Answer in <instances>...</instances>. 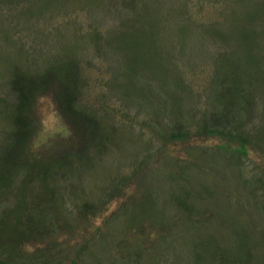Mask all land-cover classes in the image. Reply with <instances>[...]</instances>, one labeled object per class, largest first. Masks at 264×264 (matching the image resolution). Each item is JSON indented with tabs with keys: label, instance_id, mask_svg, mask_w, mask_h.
<instances>
[{
	"label": "rangeland",
	"instance_id": "obj_1",
	"mask_svg": "<svg viewBox=\"0 0 264 264\" xmlns=\"http://www.w3.org/2000/svg\"><path fill=\"white\" fill-rule=\"evenodd\" d=\"M122 1L124 0H0V6L3 8L0 10V88L10 76V56L13 59L20 53L17 52L15 45L17 42L14 38L21 37L26 40L25 37L28 36L35 50L32 55L35 68L67 58L83 59L81 63L83 66L73 62L66 68V73L70 76L71 99L72 101L75 99L76 104L83 99L90 108L106 106L109 109L108 112L115 110L117 124L134 121V133L143 131L155 145L162 142V133L158 131L156 135L153 129L151 131L149 128L142 130L141 128L147 127L150 115H154L159 108H162L167 121L191 122L192 113L188 112L190 101L187 95H184L187 89L180 83L175 66L177 64L181 66L186 72L185 76L189 84L196 90L203 88L206 78L211 76L213 66L210 58L202 56H197L198 59L192 68L188 65L187 61H191L194 54L197 55L201 48L200 42H202L204 28L196 22L208 21L212 19L211 16L221 21L220 18L224 16L223 6L228 7L226 20L238 17L240 22L246 16L245 14L256 6L258 0H129V7L126 10H122ZM14 3L18 4L9 6ZM186 4L190 8L187 11ZM61 7H63L62 10L66 9L63 10L64 16L54 13ZM11 11L19 12L18 14L15 12L17 21L28 25L23 28L25 31L17 32L14 38L10 37V40L6 37L5 27L9 24ZM107 11L115 14L118 19L124 16L132 17V21L114 31L116 50L106 51L105 43H102V49L105 51L103 56L106 58L108 55L110 59H113V61L110 60L111 79L110 74L104 71L106 62L102 58L93 55L90 51L82 54L87 40L77 41L74 31L64 35L61 30L54 29L49 31V35H38L44 28L59 25L65 19L71 20L72 27L78 26L80 29H86L85 26L89 24H99L100 18L106 23L104 27L112 26L115 21H109L107 16L103 15ZM88 13L92 16H88ZM69 14H71L70 17ZM191 16L199 20L192 22ZM260 21L259 15L255 23L256 28L264 27V23L260 24ZM102 30L105 33L106 29ZM257 37L264 38V31ZM209 47V56H212L214 51H219L218 47L212 43H209ZM239 55L232 50V54L217 55L214 60L223 64L231 62L232 58ZM107 80L108 84L110 83L108 89ZM83 82H85V93L81 95L79 85ZM218 88L217 84L210 82L206 92L209 96H214ZM117 92L123 99L134 101L141 106L145 114H137L135 110L126 109L121 99L113 98ZM58 101L57 94L52 91L45 93L36 103L35 115L39 122L32 113L29 121L34 120L39 124L38 128L41 126V132L39 131L35 138L33 150L37 157L41 158L46 154L51 162L60 167L57 173V180L60 183L57 184V188H63L62 192H64L66 184L63 182L66 178L62 167L71 161V154L67 151L68 145L65 142L70 141L69 137L73 136L75 131L81 130V128L76 129L75 125L78 123L86 124L87 128L93 130V134L98 131L101 123L99 120H93L95 117L79 118L77 117L79 113L73 111L78 121L70 127L67 116L64 117L59 111ZM216 103H219L217 98ZM139 106H134L133 109ZM200 110H203L202 107ZM218 110L219 112H216L211 120H218L221 117H225V120L231 118L228 105L221 106ZM167 121L165 124L169 126ZM37 124L30 132L33 137L37 133ZM167 130L169 127L166 128ZM103 132L101 133L105 135L107 151L95 159L94 163L110 170L111 164L121 162L122 173L130 177L126 181L133 182L119 190L115 187L109 188L108 191L115 194V199L112 200L109 211L101 213L104 215L90 217L91 221L86 225L83 221H77L75 226L61 227V232L56 237L59 247H65L68 244L75 246L80 244L86 236H92L95 225L102 224L111 211L124 205L137 192L128 215L131 214L134 217L149 215L156 222H160L157 232L153 231L155 235L149 238L148 234L152 232L149 229L152 221L149 220L145 222L147 230H140L138 234L132 230H124L121 236L118 229L115 234H109L102 240L87 238L86 252L82 262L85 264L118 262L117 251L123 249L126 253L129 242L139 237L146 243L144 252L148 248L161 254L168 250L169 259L175 264H264V194H258L255 184H242L240 166L230 152L217 148L214 151L210 150L219 142L217 137L193 135L185 143H169V156L181 158V162L175 165L169 162L166 168L168 158L161 162L164 150L155 147L142 154L143 148L140 155L136 156V150L139 151L142 148L138 138L130 137L125 140L124 132L116 127L111 130L107 128ZM90 141L96 144L97 136ZM191 144L201 147L192 149V162L198 163V167L195 165L190 167V163L184 161L188 158ZM233 147L236 146L233 145ZM248 156H250L248 168H264V153L250 150ZM129 159L138 160L141 163V166H138L143 169L141 175L137 174L138 172H135L131 165L124 168L123 161ZM74 162L75 167L79 168L76 172L84 180L87 175L85 165L88 161L79 163V159H75ZM157 166L166 174V177L162 175L164 182L160 178L155 179V176H160L158 172L150 174V167ZM35 174L38 176L40 170ZM136 175L137 178L140 177V181L143 179L144 182L154 186L151 188L148 184L142 186L140 181L136 180ZM24 178L25 173H14L10 184L1 182L0 174V236L3 235V238L8 240L10 233L12 235L18 232L23 235L32 233L33 236L45 234L37 241H30L27 249L36 248L37 250L40 247L47 251L51 237L44 231V233H38L40 231L38 229L43 221L57 227L56 218L66 213L60 208L57 200L50 197L52 194L48 196L44 186L41 187L40 178H43L41 174L36 181L26 182ZM68 179L69 181L77 180V176L71 175ZM108 179H111L110 173H108ZM159 185L162 190L160 188L155 190ZM81 186L78 183L73 185L77 188ZM149 188L150 190H147ZM53 195L55 196L54 193ZM177 201H184L191 210H188L184 204L179 205ZM169 223L172 224V228ZM176 223L178 224L174 225ZM33 229L38 231H32ZM120 238L124 245L119 243ZM1 245H3L2 242H0ZM169 248L177 251H171ZM102 250L108 251L103 253ZM90 252H94L95 256ZM100 253H102L103 261L96 259V255ZM112 253L116 256H112ZM52 258L50 255L44 262H56L57 257L55 256L54 260ZM64 262L73 263L69 259ZM28 264H35V262L29 261Z\"/></svg>",
	"mask_w": 264,
	"mask_h": 264
},
{
	"label": "trees",
	"instance_id": "obj_2",
	"mask_svg": "<svg viewBox=\"0 0 264 264\" xmlns=\"http://www.w3.org/2000/svg\"><path fill=\"white\" fill-rule=\"evenodd\" d=\"M16 4L18 3L10 4L9 6H14ZM187 5L188 4H186V11L190 9ZM128 7L129 0L122 1V10H126ZM62 8L63 7L54 13L64 16L63 10L66 9L62 10ZM1 9L3 8L0 6V10ZM227 9L228 7L223 6L224 16L220 18L221 21L211 16L212 19L202 22V20L197 19L195 16H191L192 22L199 20L196 24L199 26L200 24L203 25L204 30L202 31V42H200L201 48L199 49V53L197 55L194 54L193 59L187 62H189L188 65L192 68L198 59L197 56L210 58L213 65L211 68V76L206 78L201 90H196L189 84L190 82L185 76L186 72L183 71L181 66L179 64L175 66L177 67L176 71L177 74H179L180 83L187 89L184 95H187V99L190 101L188 112L192 113V120L191 122H185L183 120L167 121L162 113V108H159L154 115H150L147 121V127L141 128V130L149 128L151 131L153 129L156 135L158 131L162 133V142L157 144L158 146L155 145L154 141L152 142L143 131H140L138 134H136L137 132L134 133V121H125L121 124H117L115 122V110L108 112L109 109L106 106L104 108H99L98 106L90 108L83 99L77 102V104L75 103V99L72 101L71 87L69 84L70 76L66 73V68L69 63L78 62L81 64L82 58H67L54 62L53 64H48L47 66L43 65L42 67L35 68V61L32 57L35 50L32 46V40L29 39L28 36L25 37L26 40L21 37L17 39L14 38V35L17 34V32H22L24 30L23 28L27 27L28 24H20L16 19L15 12L17 11H11L9 24L5 27L7 33L6 37L10 40L11 38L15 39L17 42V44H15L17 52L20 53L14 56L13 59L10 56V76L5 81L6 83L0 88V142L2 143L4 139V142L0 144L1 182H9L11 184L13 174H17L18 172L25 173L24 181L26 182L31 180L36 181L41 174L43 177L40 178L41 187L44 186L48 196L52 194L50 197L57 200L58 205L66 214L56 218L57 227L43 221L41 227L38 229L40 230L38 233L45 232L51 237L47 251L40 247H38L37 250L36 248H31V250L27 249L30 241H37L41 237L43 238L45 234L33 236L34 234L32 233L28 235H23L19 232L15 235L10 233L8 240L4 239L3 235H1L0 242H2L3 245L0 246V264H28L29 261L35 262V264H67V262H64L66 259H69V261L74 264H85V262H82V258L86 252L87 245L85 240L87 238L90 240H102L109 234H115L118 229L121 236L124 230H132L138 234L140 230H147V224L145 222L149 220L152 221L149 225V229L152 230V232L148 234L150 236L149 238L155 235L153 231L157 232L158 227L161 225L160 222H156L149 215L139 217L137 215H135V217L131 214L128 215L132 207L131 203L138 194L136 192V195L131 196L124 205L118 206L111 211L107 215L108 218L102 224L95 225L92 230V236H86L82 239L80 244H76L75 246L68 244L65 247L62 246V248L59 247V244L56 242V237L61 232V227L75 226V222L77 221H83V224L86 225L90 223V217H100L104 215L101 213L109 211L108 208L110 204H112V200L115 199V194H111L108 191L109 188L115 187L119 190L123 186L133 182L132 180L126 181V179H130V177L122 173V169H120L121 162L118 164H109L110 170L104 166L103 168L99 167L94 163L95 159L101 157V155L107 151L105 135L103 134V131L107 128L111 130L116 127L121 132H124L125 140H128L130 137L138 138L139 142L142 144V148L139 151L136 150V156L140 155L139 153L143 148L144 151L142 154L155 147L164 150V157H162L161 162L163 163V161L168 158L166 168L169 162L171 165L181 162V158L177 159L169 156V143H185L190 140L193 135H203L207 138L217 137L219 142L216 143L214 147L210 148V150L214 151L217 148L230 152L240 166L242 184H255L257 185L258 194H264V168L247 167L250 150L264 153V38L257 37L264 31V27H255L257 16L259 15L261 16L260 24L264 23V0H258L256 6L250 9L240 22H238V17L226 20L225 17L228 13ZM18 13L19 12H17V14ZM103 15L107 16L109 21L114 20V25L112 23V26L104 27L106 23L102 22L99 17V24H89L85 26L86 29H80L78 26L72 27L70 24L71 20L65 19L59 25L44 28L42 31H39L38 35H49V31L54 29L61 30L64 35L71 34L72 31H74L77 41L87 40L82 49V54L90 51L91 53L93 52V55L102 58L103 61L106 62L104 64V71L108 75L110 74L111 79L112 75L110 71L112 63H110V60L113 61V59H110L108 55H106V58L103 56V52L105 51L102 49V43H105L106 51L116 50L114 47V31L117 30L118 27L125 26L129 21H132V17L124 16L118 19L115 14L109 11ZM70 16L71 14H69V17ZM88 16L92 15L89 14ZM102 29H106L105 33H103ZM209 43L216 45L219 50L214 51L212 56H209ZM232 50L233 53L240 55L232 58L231 62H224L221 64L219 61L214 60L217 55L226 56L232 54ZM210 82L219 86L214 96H209L206 92ZM109 84L107 80V89ZM84 89L85 82L79 85L81 95H84ZM49 91L57 94L59 98V111L64 117L67 116V123L70 127L71 125H75L77 123L76 121H78L73 115V111L79 113L77 116L79 118L95 117L93 120H99L101 123L98 127V131H95V134H93V130L86 127V124L81 122L83 125H80L78 123V125H75L76 129L81 128V130L78 132L75 131V134L69 137L70 141L68 140L65 142L68 145L67 151L71 154V161L69 164H65L62 167L64 177L66 178L65 181L68 180V182L66 181L67 183L65 181L63 182L66 184L64 192H62L63 188H57V184L60 183L57 180V173L60 167L56 166L54 162H51L46 154L42 155L41 158L37 157L36 152L33 150V144L41 126L38 128L39 124L35 123L34 120L29 121L30 114L32 113L36 121L39 122L35 115L36 103L41 96ZM114 97L121 99L126 109L135 110L137 114H145L141 106L137 105L134 101L123 99L118 92L113 98ZM216 98L219 103H216ZM227 105L231 110L230 119L225 120V117H221L218 120H211L216 112H219L218 109L221 106ZM134 106H139V108L133 109ZM201 107L203 109L202 111L200 110ZM166 121L169 123V126L165 124ZM35 124H37V133L33 137L30 132L35 127ZM167 127H169V130L166 131ZM94 136H97L96 144H92L90 141ZM233 145L236 147L234 148ZM72 146L74 148L71 149ZM190 147L188 155L186 154L188 158L184 161L189 162L190 167L194 165L198 167V163L192 162V149L194 150L201 147L195 144H191ZM73 159H79V163L88 161L85 165L87 175L84 180L80 177V174L76 172V169L79 168L75 167L76 163ZM123 162L124 168L131 165L135 172H138L137 174H142L143 169L142 167L138 168V166H141L138 160L133 161L129 159ZM126 162H129V164H126ZM39 170L40 174L37 176L35 172ZM149 171L150 174L158 172L160 176H155V179L157 180L160 178L164 182V178L162 177L164 173L162 170L158 169V166L150 167ZM108 173L111 175L110 180L108 179ZM71 175H76L77 180L69 181L68 176ZM164 177H166V174H164ZM139 178L140 177L137 178L136 175V180L140 181ZM75 183L82 186L80 188L73 187ZM140 184L144 186L148 183L144 182L142 179ZM148 185L150 188L154 186ZM160 187V185L159 187L156 186L155 190ZM150 188L147 190H150ZM160 189L162 190V188ZM177 202L181 206L183 204L186 205L184 201ZM187 207L188 210H191L190 206ZM169 224L172 228V224ZM177 224L178 223L174 225ZM38 230L35 231V229H33L32 231L37 232ZM119 243L122 245L125 244L121 241V238ZM145 244L146 243L142 241L141 238H133V241H130L127 245L129 248L126 250V253L123 249L117 251V255H119L117 259L118 262H97V264H175V262L169 259L168 250L166 253L163 252L161 254V252L158 253L148 248V250L144 252ZM169 250L174 252L177 251L173 248H169ZM102 251L105 253L108 250ZM90 254L95 256L94 252H90ZM50 255L53 257V260L55 256L57 257L56 262H44L45 258H49ZM114 255L115 253H112V256ZM161 255L163 257H161ZM96 256V259L103 261L102 253Z\"/></svg>",
	"mask_w": 264,
	"mask_h": 264
}]
</instances>
